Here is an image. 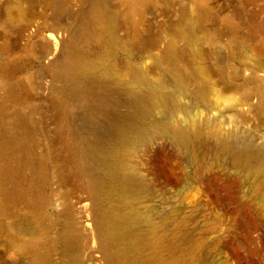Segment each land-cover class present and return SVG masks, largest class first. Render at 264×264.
<instances>
[{
  "label": "rangeland",
  "instance_id": "374dc122",
  "mask_svg": "<svg viewBox=\"0 0 264 264\" xmlns=\"http://www.w3.org/2000/svg\"><path fill=\"white\" fill-rule=\"evenodd\" d=\"M94 2L116 14L101 41L79 31ZM78 59L115 64L127 76L110 86L133 92L135 79L169 81L170 64L188 78L163 88L169 105L150 100L147 123L117 148L123 173L145 184L143 229L185 226L177 243L144 244L146 264H264L254 164L212 152L195 162L160 128L233 135L264 154V0H0V161L15 168L0 177V264H109L67 69Z\"/></svg>",
  "mask_w": 264,
  "mask_h": 264
},
{
  "label": "bare ground",
  "instance_id": "6f19581e",
  "mask_svg": "<svg viewBox=\"0 0 264 264\" xmlns=\"http://www.w3.org/2000/svg\"><path fill=\"white\" fill-rule=\"evenodd\" d=\"M15 5L20 8L19 3ZM98 22L102 23L100 32L90 29ZM80 30L101 41L104 31L113 34L117 30L116 14L99 2H94L89 25L80 27ZM67 69L72 92L82 102L75 116L79 118L83 157L90 162L88 168L94 175L92 184L96 194L97 222L105 257L109 264H146V257L140 253L144 244L161 236L169 243H177L182 238L185 226L182 220L176 218L168 223L147 221L150 229H143L144 213L137 206L145 184L143 180L123 173L117 148L127 133L147 123L150 100L156 105H169L171 93L163 88H171L172 84L180 89L185 88L188 78L170 64L166 74L170 75L171 80L162 78L154 83L135 79L137 91L133 92L119 85L118 88L110 86L111 82H118L127 76L115 64L78 59L69 62ZM143 90H151V94ZM160 128L176 143L183 145L195 162L204 153L212 152L220 158L232 157L254 164L255 173L264 179L263 152L251 144L241 143L233 135L218 137L211 143L208 140L210 136L198 129L170 125H160ZM9 162V157L0 161V177L14 171Z\"/></svg>",
  "mask_w": 264,
  "mask_h": 264
}]
</instances>
